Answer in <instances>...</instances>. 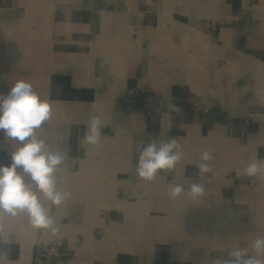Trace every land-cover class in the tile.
I'll return each mask as SVG.
<instances>
[{"label":"crops","instance_id":"1","mask_svg":"<svg viewBox=\"0 0 264 264\" xmlns=\"http://www.w3.org/2000/svg\"><path fill=\"white\" fill-rule=\"evenodd\" d=\"M44 1L0 0V26L20 31L14 40L10 32L0 37V65L10 70L0 76L17 79L30 71L29 63H19L32 43L22 39V15L28 8L42 13ZM25 20L34 29L42 28L37 17ZM48 31L47 42L57 46L52 51L57 54L56 68L52 66L48 78L40 69L38 89L41 98L51 102L52 114L69 117L62 123L51 120L47 137L51 150L59 147L65 153L56 173L57 186H74L75 180L71 182L69 177L101 170L88 165L94 146L83 137L90 113L103 117L102 141L124 138L135 148L113 168H103L111 173L108 178L119 198L93 219L84 217L81 228H76L80 219L71 206L64 208L63 216L57 207L50 211L58 229L55 233L33 228L26 213H22V229L16 226L18 232H10L17 217L1 213L7 230H0V264H214L216 258H228L237 248L254 255L250 226L251 221H259L256 237L264 236V180L249 179L244 169L254 159L264 158V114L226 119L205 94L219 75L264 76V0H54ZM26 33L36 37L34 32ZM38 35L43 38L44 33ZM44 44L41 40L38 45L42 49ZM13 60L17 63L11 66ZM236 67L241 69L236 72ZM197 76L208 77L209 85L188 79ZM165 77L173 78L156 79ZM4 83L5 79L0 86ZM249 87L243 86L242 91H252ZM173 103L181 108L179 114L171 111ZM247 106L249 111L251 106ZM165 136L178 138L182 149L194 139L216 142L222 149H213V155L226 158V164L219 165L214 158L213 173L202 178L195 166L201 162L197 159L177 164L172 172H162L151 182L141 180L136 165L142 145ZM232 141H242V145ZM102 147L110 151L118 146L109 142L99 149ZM237 156L242 167L235 165ZM0 163H10L9 144L2 133ZM170 181L185 189L192 183L204 184V197L194 200L196 219L226 224V228L222 226L225 230L202 223L193 230L182 227L186 233L194 231L188 235L195 240V254L170 239L174 236L170 230L168 240L165 233V240L154 245L129 243L126 236L119 244L107 245L109 238L120 234L117 227L126 217L142 215L153 221L155 195L169 200L164 207L169 210L191 200L187 193L170 199ZM119 199L132 200L133 206L120 209ZM40 200L42 203V196ZM166 218L178 219L171 212ZM91 221L95 222L93 228ZM105 228L117 229L107 233ZM218 236L225 242L219 244ZM21 244L29 245L27 254Z\"/></svg>","mask_w":264,"mask_h":264},{"label":"rangeland","instance_id":"2","mask_svg":"<svg viewBox=\"0 0 264 264\" xmlns=\"http://www.w3.org/2000/svg\"><path fill=\"white\" fill-rule=\"evenodd\" d=\"M29 2V1H28ZM54 0H46L43 3V11L42 13L32 12L30 8L23 13L22 15V39L32 41L30 45V51L28 54L24 55L23 61H19V63H25L30 64V71L27 72V75H22L21 77L17 78L18 80H26L29 81L33 85V89L40 95V90L38 89V84L41 82L38 78V73L40 72V69L43 68V71L45 75L48 78V75L50 74V70L53 67L56 68V58L57 54H53V52H56L57 46L51 45L50 42V36L48 31V24L50 23L51 19V6ZM30 3V2H29ZM27 3V4H29ZM38 4V3H37ZM36 4V6H37ZM41 6V5H40ZM39 6V7H40ZM27 17H37L38 20H42V28L40 29H34L33 27H30L32 23L30 21H26L25 18ZM35 20H31V22H34ZM32 26V25H31ZM3 32H10L12 36H10L11 39H15L17 34L20 32L19 29L12 27L9 28H3L0 26V37H3ZM26 32H34L36 34L35 36H32ZM41 32L44 33L43 38H40L38 33ZM15 33V34H14ZM39 36V37H38ZM43 40L45 42L44 48L41 49L39 44V41ZM49 41V42H47ZM47 45V46H46ZM44 49V50H43ZM16 56V55H14ZM28 57V58H27ZM27 58V59H26ZM54 62V63H53ZM16 60H13L10 62V65H14ZM5 67L7 65H4ZM3 65H0V75H2L5 71L9 72L10 70L3 69ZM60 68H66L65 65L59 64ZM225 66V65H224ZM7 68H9L7 66ZM227 69V67H224ZM223 69V68H222ZM236 72L237 70L241 69L238 67L235 68ZM12 70V69H11ZM224 70V69H223ZM231 72L233 70H230ZM12 72V71H11ZM242 72V71H239ZM252 73V72H251ZM173 77L169 78H156L161 80H171ZM176 78V77H175ZM188 78V77H187ZM5 79V83L0 86V93L7 94L10 90L11 86L14 84L15 81H17L16 78H8L7 76H0V84ZM185 79V78H184ZM182 78V80H184ZM191 81H196L198 83H202L203 85H209V78L206 76H197V77H189L188 78ZM201 85V86H203ZM212 90L208 89V93L205 95H208V99L211 100V104L218 105L219 110L223 111L224 117L226 119H237V118H244L246 116H250L251 119H253V115L256 114H264V107H259V105L264 104V76L262 77H256L255 75H247V76H233L231 73H229L228 76H222L219 75L216 77L211 83ZM250 86L249 88L252 90L250 92H243L242 88L243 86ZM209 102V103H210ZM250 105L249 111L248 106ZM93 106V105H92ZM59 120V122H65L66 120H69L68 115H54L52 114L51 119L48 121V124H44L39 130L38 135H40L48 144V147L51 148L50 142L48 140V136L51 134L52 126L51 120ZM248 121H254V120H248ZM233 137L236 136L235 133H233ZM122 142H121V141ZM120 140H112V141H101V144H106L109 142H112L114 149L107 151V149H102L93 147V153L92 159L88 160L92 163L88 164L91 165L94 168H100L101 170L97 171H91L90 173H77L74 177H69L71 179V182L75 180L74 186H71V184L66 183H60L61 185L58 186V188L61 191H67L71 193V196L64 201L63 204L59 206H53L50 204L49 201H47L42 195V204L45 208L49 209V211L54 212V210L57 207L58 214L63 216L64 215V208L66 206L74 207L75 212L77 214V217L80 219L76 224V228H81L83 224L84 217L87 218L88 216L90 218H94L98 216V214H101L108 210L110 208V203L114 202L116 198H119L116 194V189L111 185V180L108 178V174H111L109 171L110 167L113 168V166L116 164V161L121 158L124 159V155H128V153H132L133 149L135 148L134 145L130 141L125 140L124 138H121ZM142 142V141H141ZM144 142L146 140L144 139ZM232 144L242 145V141H232ZM215 150L221 151L222 147L216 142L213 141H205V140H191L187 143L186 147L183 149L185 155L184 159L179 163L182 164V162H191L196 161L197 159L200 160V154L205 150H212V152ZM215 153V152H214ZM108 158H107V157ZM216 158V156H215ZM93 160V161H92ZM219 165H225L226 164V158L217 159ZM83 162H81L82 164ZM195 163V162H192ZM212 165V161L210 162ZM235 165L238 167H242L241 157H235ZM110 166V167H109ZM108 168L107 170L103 171V168ZM107 171V172H106ZM69 179V180H70ZM84 180L91 182V186L88 187ZM97 182V183H94ZM86 185V187H84ZM187 200V199H186ZM168 199L163 200V196L155 195V209L154 213L151 214L153 216V221H147L146 219L142 218V215L136 216L135 218L131 219L129 217H126L125 223H123L121 226H118L117 228L120 230V234L115 236L114 238L111 237L107 241L108 244H119L122 238V236L127 237V241L130 243L135 242L139 245H154V243H161L164 239V234L167 235L166 239H169V230L170 232H174L170 239H176L179 242V245H182L184 247H187L188 250L196 251V243L191 239V236L188 235L190 233H193L194 231H189L186 233V229L193 230L196 225H199V228L201 227V223L203 227H206L208 225H211L214 227L217 231L223 229L222 226L225 227L226 224L217 223L214 221H202L200 219H196V204L193 199L185 201L184 203L180 205H175L172 210H169L168 206ZM119 202L120 199H119ZM132 200L121 202L120 209L133 206L130 204ZM124 204V205H123ZM136 206V205H135ZM224 207H219V212H224ZM198 209V208H197ZM200 209V208H199ZM170 212L172 214H176L178 219L175 220H169L166 218V215L170 216ZM174 212V213H173ZM1 214V213H0ZM79 214V216H78ZM21 216V219H20ZM165 216V219L163 218ZM17 217V220L12 223L10 232H18L16 231V226L20 229H22V213L19 214ZM180 217V218H179ZM66 223V222H65ZM93 221H91V228L94 226ZM148 223V225H147ZM226 223V222H225ZM259 221H251V232H252V243L257 238L256 237V227H258ZM98 224V223H97ZM186 227L185 232L182 230V227ZM73 226L72 228H74ZM148 227V228H147ZM115 228V229H117ZM181 228V230H180ZM226 228V227H225ZM15 229V230H14ZM107 230V233L109 231H114L113 228H105ZM150 230H154L153 232H148ZM237 229V227H236ZM118 230L116 232H118ZM172 230V231H171ZM175 230V231H174ZM115 232V231H114ZM106 233V234H107ZM179 234V235H177ZM187 234V235H186ZM128 235V236H127ZM106 237V236H105ZM214 237V235L212 236ZM105 239V238H104ZM217 239L219 240V244H222V242H225V238L222 236H218ZM235 242H237V237L235 238ZM198 251V250H197ZM195 254V253H194ZM204 254V253H203Z\"/></svg>","mask_w":264,"mask_h":264},{"label":"clouds","instance_id":"3","mask_svg":"<svg viewBox=\"0 0 264 264\" xmlns=\"http://www.w3.org/2000/svg\"><path fill=\"white\" fill-rule=\"evenodd\" d=\"M172 112L182 110L177 104L169 105ZM52 105L33 89L26 80H17L7 94L0 93V133L9 144L10 163H0V213L16 217L26 213L29 223L35 229L58 231L49 209L41 203L42 195L53 206H59L71 196L57 186L56 173L61 170L65 153L57 147L55 151L38 135V130L51 119ZM102 115L90 113L84 132V141L96 148L101 146ZM184 151L178 138L165 136L153 138L140 149L136 165V174L143 181L151 182L162 172H172L184 159ZM212 150L200 154V163L196 164L198 176L206 178L213 173L210 164L214 160ZM244 174L249 179L264 180V158L249 162ZM205 185L192 183L185 186L174 181L168 182L167 195L170 199H179L185 193L196 200L204 197ZM254 255L247 249L237 248L228 254V258H216L214 264H264V236H257L252 243Z\"/></svg>","mask_w":264,"mask_h":264},{"label":"bare ground","instance_id":"4","mask_svg":"<svg viewBox=\"0 0 264 264\" xmlns=\"http://www.w3.org/2000/svg\"><path fill=\"white\" fill-rule=\"evenodd\" d=\"M1 215H2V214H1ZM3 216H4V215H3ZM2 218H3V217L0 216V220H1V223H0V230L4 232V231L7 230V229H5V228H4V227H5L4 224H2V223H4ZM12 223H13V222H12ZM12 223H11V224H12ZM21 247L23 248L24 252L27 254V252L29 251V245H28V244H26V245H25V244H21Z\"/></svg>","mask_w":264,"mask_h":264}]
</instances>
